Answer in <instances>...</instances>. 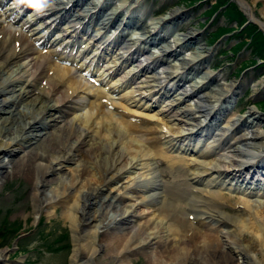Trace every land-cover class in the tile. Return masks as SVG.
<instances>
[{"label": "bare ground", "instance_id": "1", "mask_svg": "<svg viewBox=\"0 0 264 264\" xmlns=\"http://www.w3.org/2000/svg\"><path fill=\"white\" fill-rule=\"evenodd\" d=\"M137 1L106 11L103 0H41L12 24L0 0V183L22 175L38 207L61 206L82 264H104L100 252L125 264L137 253L148 264H264V118L235 114V81L207 68L198 32L176 33L184 12L148 21ZM91 67L95 83L78 74ZM7 261L0 250V264H20Z\"/></svg>", "mask_w": 264, "mask_h": 264}, {"label": "rangeland", "instance_id": "2", "mask_svg": "<svg viewBox=\"0 0 264 264\" xmlns=\"http://www.w3.org/2000/svg\"><path fill=\"white\" fill-rule=\"evenodd\" d=\"M141 1L143 4L142 13L147 14L149 11H153V13H155L156 15L165 13L167 10L169 11L174 5H179L180 7H182L183 5L189 4L188 0L185 1L184 4L180 3L182 0ZM246 1L251 5L256 18L260 21H264V14L262 13L264 1ZM202 2V5H195L192 7H188L187 5L185 7V11L188 13V17L191 18V21L194 24L191 25L183 22V24L181 25L182 30L186 29L184 27H196V22L194 21L195 16L196 18L199 17V21L203 20L199 14L205 7L210 5L213 0H204ZM228 10L225 11L226 13L224 14V17H221L222 15L218 14L215 21L209 23L205 28H201L202 26L200 25V28L203 29V35L209 37L208 34L212 29L215 28V24H225L228 26L236 25V22H232V20L227 17L229 16L230 11ZM248 26L249 27L246 28V30L249 32L254 33V31L257 30L255 26L253 27V25L248 24ZM229 38V45L251 39L250 35L246 32H233V35H230ZM207 44H211L210 41H207ZM215 45L213 46L217 50H225L228 48V46L224 43H217ZM241 50L242 49H239V51ZM250 50L251 49L249 47L246 48V50H242L243 58L238 60V63H236L235 67H232L231 65L227 66V64H231L232 61L230 60L218 62L219 59L225 58L226 56H218L216 55V51L213 53L210 63H212V67L214 69H216V65L219 68V71H221L225 76L234 79L235 77H237V75H239L244 66H250L252 64V62L250 61L254 59L256 60L257 57L252 52H250ZM244 61H246L245 65L243 64L240 67V62ZM261 64L262 63H260L259 65ZM256 71H262L264 73V66L258 67ZM257 76L258 75H256L255 78H257ZM260 97L261 99H264V95ZM262 101L259 104L261 108L264 107L263 105H261ZM4 149H7V147ZM32 186L33 182L26 179L22 175H15L5 178L3 182L0 183V231H5V233L0 232V235H5L1 236L2 241L5 242L11 240L13 236L12 231H14L15 229H18V232L22 231V233L26 230L28 231V233L30 232L29 235L16 241L15 245H13L12 248L7 253H5V256L8 260L7 262L11 263L12 260L16 259L20 262V264H82V253L78 257H73L75 244L78 242V238L75 236V232L71 227L70 221L67 219L68 217L66 218L63 215V208H61V206L59 205L54 206V208H47L44 207V205L38 207L37 202H35L33 198ZM178 194L182 195L180 193ZM232 201L227 202L225 209L231 214L236 215L238 214L236 213L238 212V208L233 206ZM165 207L166 208H164V211L168 212L170 210V206L165 205ZM146 213L148 216H152L153 218L157 216L156 212H152L150 210H147ZM246 237L248 238V236ZM242 238L244 239L245 237ZM5 247H7V245L1 247L0 250ZM102 254L103 253L100 252L98 260L104 264H125V260L121 257H113L111 255L103 256ZM256 256L258 259L264 258L262 257L261 252H258ZM84 258L85 261H87L88 257ZM248 258L251 261L254 259V257ZM170 259L171 257H166L163 261V264H171ZM128 260L130 261L129 264H148L147 259L141 253L130 256ZM246 260L247 259H245L244 262H246ZM88 264H96V261H93V263L89 262ZM213 264L222 263L217 261ZM252 264L257 263L252 261Z\"/></svg>", "mask_w": 264, "mask_h": 264}]
</instances>
